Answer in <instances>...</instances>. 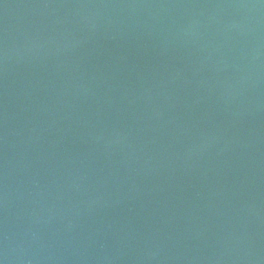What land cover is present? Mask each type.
Instances as JSON below:
<instances>
[{
    "label": "water",
    "instance_id": "water-1",
    "mask_svg": "<svg viewBox=\"0 0 264 264\" xmlns=\"http://www.w3.org/2000/svg\"><path fill=\"white\" fill-rule=\"evenodd\" d=\"M0 264H264V0H0Z\"/></svg>",
    "mask_w": 264,
    "mask_h": 264
}]
</instances>
